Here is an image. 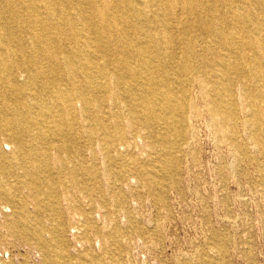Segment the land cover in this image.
I'll return each mask as SVG.
<instances>
[{"label":"rangeland","instance_id":"rangeland-1","mask_svg":"<svg viewBox=\"0 0 264 264\" xmlns=\"http://www.w3.org/2000/svg\"><path fill=\"white\" fill-rule=\"evenodd\" d=\"M20 1L0 2L12 50L0 67V264H264L256 0L173 12L123 0L107 46L79 21L97 20L91 5L56 0L48 8L73 24L66 36L52 29L53 63L22 51L30 32L49 33L24 23V7L12 17Z\"/></svg>","mask_w":264,"mask_h":264},{"label":"bare ground","instance_id":"bare-ground-1","mask_svg":"<svg viewBox=\"0 0 264 264\" xmlns=\"http://www.w3.org/2000/svg\"><path fill=\"white\" fill-rule=\"evenodd\" d=\"M56 0H21L19 3H16L11 9L10 12L12 14V17L15 19L20 11V8H23L26 12L24 13V23L29 25H40L42 29H46L47 34H39L35 31H32L29 33V41L30 45L28 49H24L23 44L21 45V49L23 52H28V51H40L41 53L44 54L46 57L45 60L49 61V63H53L54 60L51 57V49L50 45L52 42L54 43L53 38L51 37V31L52 29H55L58 34H61L62 36L68 35V30L72 29V24L73 22L68 18L67 13H65L64 9L62 8H56V9H49L48 5L54 3ZM86 1L87 4L91 5L93 7V14L96 17V21L92 20L93 17L89 18L88 17H79L80 18V23L81 24H87L88 21H90V27L94 28L98 37L102 41L105 46H107L109 43L110 37L114 35V33H117L120 31V28H122L117 21V9L120 7L121 3L123 0H114L117 2V5L115 7L111 6L112 0H84ZM165 8L167 9L168 12H173L174 8L181 7V9L186 10V9H191L192 7H199L201 4L206 5V2L209 0H163ZM211 1V0H210ZM216 1V0H214ZM249 1V0H248ZM0 2L4 4H8L9 0H0ZM65 2V1H64ZM257 5H259L261 8L264 10V0H256L255 1ZM153 4V0H144L143 1V7H149L150 4ZM66 5V3H64ZM53 6V5H52ZM44 8V9H43ZM173 8V9H172ZM206 8V7H205ZM215 10V9H214ZM149 9L147 10L142 9L139 10V16L140 18L147 20L149 14L148 13ZM210 11V10H209ZM9 12V13H10ZM90 12V11H89ZM181 12V11H180ZM72 14V13H71ZM22 15V14H21ZM191 15V14H190ZM233 18L235 19H240L243 18V14L240 11L234 12ZM5 16V15H4ZM211 16V15H210ZM228 16V15H227ZM230 16V15H229ZM125 17H127L125 15ZM7 19V17H6ZM8 19H11L10 17ZM218 19V18H217ZM59 21H64L66 24L65 30L59 28L57 26L56 22ZM73 20V19H72ZM14 21V20H13ZM141 21V19H140ZM221 21V20H220ZM202 23V22H201ZM231 23V22H230ZM221 24V23H220ZM259 24V23H258ZM126 25V24H125ZM204 25V24H203ZM82 27V25H81ZM3 31H11V27H4L2 28ZM0 29V63H1V68H6L7 64L10 62L11 55L10 51H12L7 45V40L5 41L3 38L4 32H1ZM16 29V28H14ZM41 29V30H42ZM83 29V28H82ZM215 29H217V33L219 34V39L222 40L223 44L227 46L229 44L228 40H224L225 35L222 32V27L221 26H215ZM163 30V29H162ZM90 32V30L88 29ZM216 32V31H215ZM214 32V33H215ZM248 32V31H246ZM121 33V32H120ZM165 33V32H164ZM123 35V34H122ZM92 36V35H91ZM95 36V35H94ZM127 36V35H126ZM233 36V34H231ZM249 37V43L251 45V48L255 50V55L260 59L262 65L264 66V26H257L254 28V30L251 32V34L248 35ZM97 37V38H98ZM116 37V36H115ZM123 37V36H122ZM148 37L153 43V47L156 48L157 50L161 49L162 46L160 44V35L159 33L156 32H150L148 31ZM58 38V37H57ZM96 38V37H95ZM164 38V37H163ZM166 38V37H165ZM114 39V37H113ZM99 40V39H98ZM163 40V39H162ZM78 41V40H77ZM18 42V41H17ZM21 42V41H20ZM72 42V41H71ZM97 42V40H96ZM130 42V41H129ZM89 43V42H88ZM234 44V43H233ZM79 45V44H78ZM86 45V44H85ZM78 47V46H77ZM73 48V47H72ZM164 50V48H163ZM229 50V48H228ZM3 53V54H2ZM99 56V55H97ZM166 57V56H165ZM162 58V57H161ZM14 59V58H13ZM19 59V58H18ZM24 59V58H23ZM69 60V59H68ZM66 62V61H64ZM37 63V62H36ZM69 63V62H67ZM12 64V62H11ZM221 64V63H220ZM16 65V64H15ZM11 66V65H10ZM9 66V67H10ZM14 66V65H12ZM24 66V65H23ZM40 66V65H39ZM220 66V65H219ZM225 69L229 70L231 68H236L237 67V62L232 61L231 63H225L224 64ZM15 67V66H14ZM52 67V66H51ZM50 67V68H51ZM252 67V66H251ZM45 68V67H44ZM130 68V66H129ZM34 69V68H33ZM36 69V68H35ZM34 69V70H35ZM54 69V68H53ZM252 69V68H251ZM10 70V69H9ZM48 71V70H47ZM114 71V70H113ZM50 72V71H49ZM54 72V71H53ZM57 72V71H56ZM81 73V72H80ZM17 74V73H16ZM23 75V74H22ZM25 76V75H23ZM41 74H39V77ZM7 77V76H6ZM36 77V76H35ZM8 78V77H7ZM48 78V77H47ZM198 78V77H197ZM18 79V78H17ZM40 78H38L39 80ZM24 80V79H23ZM42 80H45L44 78ZM19 81V80H18ZM46 81V80H45ZM41 82V81H40ZM87 84V83H86ZM49 85V84H48ZM10 86V84H9ZM35 86V85H34ZM39 86V85H38ZM4 87V86H3ZM7 88V87H6ZM170 88V87H169ZM36 90V89H35ZM34 90V91H35ZM64 90V89H63ZM3 92V91H2ZM1 93V92H0ZM6 93V92H5ZM10 93V92H9ZM12 93V92H11ZM26 93V92H25ZM35 94V93H34ZM68 94V93H67ZM12 95V94H11ZM172 93L167 92L165 93V98L169 99L171 98ZM101 98V97H100ZM43 100V99H42ZM120 100V99H119ZM6 103V102H5ZM73 104V103H72ZM60 105V104H59ZM75 105V104H73ZM57 106V105H56ZM63 107V106H62ZM100 107V106H99ZM24 108V107H22ZM53 108V107H52ZM130 108V107H129ZM54 109V108H53ZM65 109V108H64ZM140 110V109H139ZM65 111V110H64ZM9 112V111H8ZM143 112V111H142ZM67 113V112H66ZM68 114V113H67ZM50 116V115H49ZM10 117V116H9ZM66 117V116H65ZM17 118V117H16ZM13 122V121H11ZM17 122V121H16ZM22 122V121H21ZM69 125V123H68ZM68 133V132H67ZM32 134V132H31ZM104 135V134H103ZM27 139V138H26ZM21 143V142H20ZM32 144V143H31ZM15 150V149H14ZM13 152V151H11ZM10 152V153H11ZM9 153V154H10ZM23 158V157H22ZM14 159V158H13ZM20 161V159H19ZM4 194V193H3ZM7 194V193H6Z\"/></svg>","mask_w":264,"mask_h":264}]
</instances>
